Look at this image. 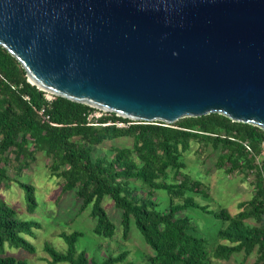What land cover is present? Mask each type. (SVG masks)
<instances>
[{
	"label": "trees",
	"instance_id": "1",
	"mask_svg": "<svg viewBox=\"0 0 264 264\" xmlns=\"http://www.w3.org/2000/svg\"><path fill=\"white\" fill-rule=\"evenodd\" d=\"M45 95L28 81L19 61L0 46V188L12 182L22 188L28 213L33 214L38 207L35 188L18 178L43 152L50 160L52 175L61 179L63 192H75L82 201L81 212L90 209L94 232L107 239L116 235L117 226L103 207L105 198L112 199L122 211L123 237H128L133 220L153 251L150 264H208L212 257L230 260L244 254L247 259L254 252V264H264V130L216 113L185 118L172 125L137 122L110 113L90 120L97 109L62 97L49 102ZM117 123L128 127H118ZM122 137L133 138V147H114L113 157H94L96 147ZM193 143L200 151L208 146L221 148L217 167L229 163V173L240 170L245 177L253 175L254 195L239 203L236 215L226 209L211 211L190 196H207L208 191L203 183L184 173L183 157ZM10 169L17 178L11 177ZM160 190L170 196L166 211H160V204L154 200ZM191 207L228 222L219 233L228 244L219 245L211 256L205 240L195 234L196 226L182 215ZM249 220L255 224H249ZM35 225L20 219L0 196V264H28L5 255V247L34 251L27 237L34 236ZM80 235H64L69 244L66 253L47 245L51 263L121 264L127 260V251L101 261L90 258L85 251L77 252L75 244Z\"/></svg>",
	"mask_w": 264,
	"mask_h": 264
},
{
	"label": "water",
	"instance_id": "2",
	"mask_svg": "<svg viewBox=\"0 0 264 264\" xmlns=\"http://www.w3.org/2000/svg\"><path fill=\"white\" fill-rule=\"evenodd\" d=\"M0 46L40 91L105 113L264 130V0H0Z\"/></svg>",
	"mask_w": 264,
	"mask_h": 264
},
{
	"label": "rangeland",
	"instance_id": "3",
	"mask_svg": "<svg viewBox=\"0 0 264 264\" xmlns=\"http://www.w3.org/2000/svg\"><path fill=\"white\" fill-rule=\"evenodd\" d=\"M106 114L97 110L91 116L92 119H99ZM133 143L134 140L131 137L106 141L103 145L95 148L93 155L99 157L110 154V157H113L112 148H132ZM198 148V144L193 143L191 151L184 155L183 161L186 164L184 173L203 183L208 191L207 196L201 193H191L190 196L201 206H208L211 211L219 212L226 209L231 215H236L240 211L239 203L247 202L254 195L253 175L245 177L240 170L229 173L227 171L230 168L229 163L223 168L217 167L219 157L223 153L221 148L216 150L213 146H208L201 151ZM49 164L50 160L43 152H40L32 166L18 178L35 188L38 207L33 214L27 212L25 191L15 182H12L9 187L0 188V196L16 210L17 216L22 220L33 221L36 224L34 236L27 237V241L34 246L35 250L6 245L5 255L13 256L28 264H53L51 263L53 258L45 250V247L48 245L57 252L66 253L69 250V244L64 235L69 236L78 232L81 235L75 244L76 250L77 252L85 251L90 258L101 261L109 255H118L127 251L128 258L121 264L127 262L150 264L149 258L153 255V251L133 220L128 237H123L122 211L115 206L112 199L105 198L103 207L117 226V231L112 239H107L94 232L95 220L90 216V209L84 212L80 211L82 201L76 197L75 192H63L62 181L52 175ZM9 172L12 178H17L12 169ZM169 176L171 181L175 179L172 172ZM154 200L160 204V211H166L170 206V196L166 191H157ZM176 202H180V200L176 199ZM182 215L188 217L196 226L195 234L205 240L210 256L219 245L228 244L227 241L219 238L220 231L227 228L228 222L216 219L212 215L192 207L184 210ZM248 223L255 224L252 220H249ZM256 258V252L247 259L244 254L234 255L230 260H217L212 257L208 264H254Z\"/></svg>",
	"mask_w": 264,
	"mask_h": 264
},
{
	"label": "built area",
	"instance_id": "4",
	"mask_svg": "<svg viewBox=\"0 0 264 264\" xmlns=\"http://www.w3.org/2000/svg\"><path fill=\"white\" fill-rule=\"evenodd\" d=\"M46 93V92H45ZM45 97H46V99L49 101V102H51L52 101V99L54 98V96H52V95H48V93H46V95H45ZM28 99V98H27ZM44 111V110H43ZM43 113V112H42ZM41 113V114H42ZM97 118H99V116H97ZM46 119L48 120L49 119V117H46ZM92 119V116L90 115V120ZM117 126L118 127H121V128H123V127H128V125L126 124V123H117ZM262 148H263V150H264V143L262 144ZM258 162H261V159H258Z\"/></svg>",
	"mask_w": 264,
	"mask_h": 264
}]
</instances>
